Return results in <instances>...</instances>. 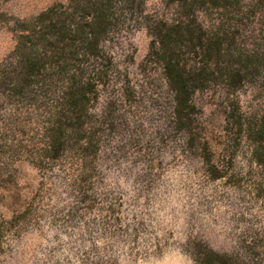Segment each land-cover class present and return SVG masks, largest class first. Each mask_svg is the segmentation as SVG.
Masks as SVG:
<instances>
[{
  "label": "rangeland",
  "instance_id": "1",
  "mask_svg": "<svg viewBox=\"0 0 264 264\" xmlns=\"http://www.w3.org/2000/svg\"><path fill=\"white\" fill-rule=\"evenodd\" d=\"M231 113L264 115V0H0V264H264Z\"/></svg>",
  "mask_w": 264,
  "mask_h": 264
},
{
  "label": "trees",
  "instance_id": "2",
  "mask_svg": "<svg viewBox=\"0 0 264 264\" xmlns=\"http://www.w3.org/2000/svg\"><path fill=\"white\" fill-rule=\"evenodd\" d=\"M95 31L96 30H94L91 35L93 38L96 36ZM187 31L188 34L189 32L193 33L190 29H187ZM161 35L162 34L159 35V41L155 40L156 42L153 43V48L158 50V53L163 59L162 69L166 76L168 86L174 92V118L175 120H180L182 111L186 107V96L189 93L188 85L186 84V81L183 80L181 68H179L177 63L173 62L170 52L169 54L167 53L166 48H168V46L164 45V38L160 40ZM229 119V124L234 129H237L244 139L251 144V156L254 158V163L264 167V115L255 122L249 121L240 113H231ZM256 146H258L259 149L254 150V147L256 148ZM212 257L217 258L218 256L212 255L208 257V262L210 264L216 262Z\"/></svg>",
  "mask_w": 264,
  "mask_h": 264
}]
</instances>
